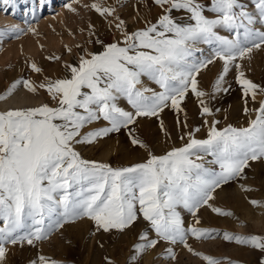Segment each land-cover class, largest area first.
Wrapping results in <instances>:
<instances>
[{
	"label": "snow or ice",
	"instance_id": "6c2138e0",
	"mask_svg": "<svg viewBox=\"0 0 264 264\" xmlns=\"http://www.w3.org/2000/svg\"><path fill=\"white\" fill-rule=\"evenodd\" d=\"M12 2L2 0L4 5ZM152 3L161 9L154 23L132 33L122 31V42L107 44L102 52L89 53V58L81 56L78 65L66 64L69 75L65 78H46L38 86L29 80L16 81L7 95H0V100L7 99L22 85L31 93H36L38 87L44 89L53 101L51 105L0 112V220L4 225L0 227V264L7 254L6 244L26 241L32 245L78 218L94 221L98 231L122 233L141 216L155 238H149L147 231L141 233L132 260L167 242L183 244L207 264H219L212 257L194 252L187 243L189 235L196 239L213 238L212 230L194 226L186 229L177 209L182 207L196 216L201 207L208 206L219 215H232L213 207L209 201L221 185L244 178L250 161L264 159V100L253 109L257 115L247 127L229 125L219 129V122L213 120L206 139H196L190 132L184 146L161 156L149 152L146 162L131 167L114 169L85 160L76 151V145L93 143L122 128L128 129L133 145L147 148L132 135L129 126L140 117H158L169 106L183 111L181 103L189 92L204 97L206 93L199 89L197 76L215 58L223 61L215 91H227L222 85L232 66L238 72L236 81L245 97L246 113L248 99L255 103L257 95H264V88L246 78L241 65L236 63L238 59H250L253 49L264 46V31L252 27L255 17L243 9L239 0H152ZM91 7L102 16L115 12L114 8L99 3ZM255 9L264 23V0H256ZM69 10L75 11L71 6ZM173 11H185L191 23H178ZM116 19L119 20L116 28L121 29L124 21ZM218 29L233 33L235 38L220 35ZM199 43L215 45L213 55L197 59L195 52L199 49L195 46ZM31 67L37 73L42 71L35 64ZM143 76L163 91L138 87ZM121 96L133 111L117 105ZM201 105L202 115H212L203 100ZM100 120L107 121L109 126L84 131ZM207 156L213 157L207 163L218 164L219 172L205 166ZM251 203L256 205L257 201ZM199 222L197 219L196 223ZM27 227L32 230L16 235ZM223 238L264 251V238L258 236L225 232ZM167 253L175 259L172 248ZM39 262L48 264L44 256L39 257Z\"/></svg>",
	"mask_w": 264,
	"mask_h": 264
},
{
	"label": "rangeland",
	"instance_id": "374dc122",
	"mask_svg": "<svg viewBox=\"0 0 264 264\" xmlns=\"http://www.w3.org/2000/svg\"><path fill=\"white\" fill-rule=\"evenodd\" d=\"M255 2L239 0L243 9L255 17L252 27L264 31ZM93 3L114 8L115 12L111 16H102L92 9ZM69 6L75 11L69 10ZM160 13L161 9L152 0H13L10 5H4L0 0V95H5L16 81L29 80L38 86L45 83L46 78H65L69 75L66 64L78 65L81 56L89 58V53L102 52L107 44L122 42V31L132 33L143 29L148 23H154ZM172 16L178 23H191L185 11H173ZM117 17L124 21L121 29L116 28L119 23ZM218 32L230 39L235 38L233 33L224 29H218ZM195 47L199 49L195 57L205 59L213 55L215 45L199 43ZM236 63L241 65L246 78L264 88V46L253 49L250 59H238ZM32 64L42 71H33ZM222 71L223 61L215 58L197 76L199 89L206 93L204 97L198 98L189 92L181 103L183 111L177 112L169 106L158 117H140L136 124L129 126L133 130L132 135L147 148L133 145L128 129L122 128L93 143L76 145V151L85 160L107 164L114 169L124 168L146 162L149 152L161 156L173 148L184 146L190 132L196 139H206L213 120L219 122V129L229 125L247 127L249 121L255 119L257 113L253 109L259 107L264 95H257L255 103L248 99L249 111L246 113L245 97L236 81L238 72L234 67L230 66L225 74L222 89L227 91H215V82ZM141 81L138 87L163 91L146 76L141 77ZM34 94L39 96L40 102L30 107L53 104L44 89L38 87ZM201 100L212 110V115L201 114ZM116 103L126 111H133L125 97H119ZM0 112L3 110L0 109ZM108 126L107 121L100 120L84 131ZM197 128L198 132L195 131ZM212 159L211 156L205 157V166L219 172L218 164L207 163ZM249 163L244 178L221 185L213 192L214 199L209 201L213 207L231 212V216L219 215L208 206L201 207L196 216L182 207L177 209L186 229L194 226L212 230L213 238L196 239L189 235L187 243L194 252L212 257L219 264H264V251L223 238L225 232L264 238V159ZM253 200L257 201L256 205L251 203ZM246 215H249L248 218ZM47 223L46 220L45 227ZM28 224L31 225V222ZM3 226L0 220V227ZM30 230L31 227L21 229L16 235H24ZM145 231L149 238H155L154 231L142 216L122 233L116 230L108 233L98 231L94 221L87 217L78 218L64 223L62 228L52 231L46 239L34 241L32 245L26 241L6 244L7 254L2 264H40V256H44L48 264L53 261L56 264H207L183 244L171 245L167 242H161L155 249H149L137 260H132L134 245L141 242L140 234ZM168 248H172L175 259L168 255Z\"/></svg>",
	"mask_w": 264,
	"mask_h": 264
},
{
	"label": "bare ground",
	"instance_id": "6f19581e",
	"mask_svg": "<svg viewBox=\"0 0 264 264\" xmlns=\"http://www.w3.org/2000/svg\"><path fill=\"white\" fill-rule=\"evenodd\" d=\"M5 95H7V92ZM39 102V96L29 92L23 86H18L10 96H7V99L0 100V109L4 111L7 109L25 108L35 106L39 104ZM246 212L248 213L247 210ZM248 216L246 215L247 218Z\"/></svg>",
	"mask_w": 264,
	"mask_h": 264
}]
</instances>
